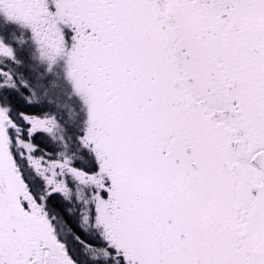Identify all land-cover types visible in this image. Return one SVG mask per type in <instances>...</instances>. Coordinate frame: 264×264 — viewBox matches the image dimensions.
Returning <instances> with one entry per match:
<instances>
[{
  "label": "snow or ice",
  "instance_id": "1",
  "mask_svg": "<svg viewBox=\"0 0 264 264\" xmlns=\"http://www.w3.org/2000/svg\"><path fill=\"white\" fill-rule=\"evenodd\" d=\"M0 264H264V0H0Z\"/></svg>",
  "mask_w": 264,
  "mask_h": 264
}]
</instances>
